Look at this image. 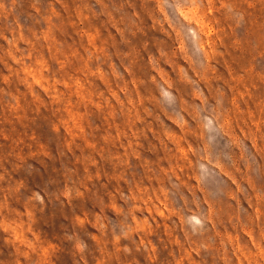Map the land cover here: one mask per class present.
<instances>
[{"label":"rangeland","instance_id":"rangeland-1","mask_svg":"<svg viewBox=\"0 0 264 264\" xmlns=\"http://www.w3.org/2000/svg\"><path fill=\"white\" fill-rule=\"evenodd\" d=\"M0 264H264V0H0Z\"/></svg>","mask_w":264,"mask_h":264}]
</instances>
